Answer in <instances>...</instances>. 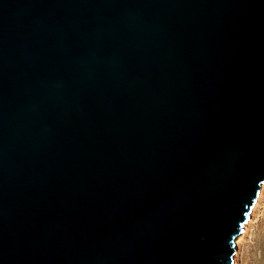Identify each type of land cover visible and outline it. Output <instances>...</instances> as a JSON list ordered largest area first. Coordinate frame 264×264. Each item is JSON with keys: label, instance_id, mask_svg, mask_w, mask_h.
I'll return each mask as SVG.
<instances>
[{"label": "water", "instance_id": "95a60500", "mask_svg": "<svg viewBox=\"0 0 264 264\" xmlns=\"http://www.w3.org/2000/svg\"><path fill=\"white\" fill-rule=\"evenodd\" d=\"M264 182V0H0V264H235Z\"/></svg>", "mask_w": 264, "mask_h": 264}, {"label": "rangeland", "instance_id": "374dc122", "mask_svg": "<svg viewBox=\"0 0 264 264\" xmlns=\"http://www.w3.org/2000/svg\"><path fill=\"white\" fill-rule=\"evenodd\" d=\"M238 251L237 264H264V189L251 210L248 229Z\"/></svg>", "mask_w": 264, "mask_h": 264}, {"label": "bare ground", "instance_id": "6f19581e", "mask_svg": "<svg viewBox=\"0 0 264 264\" xmlns=\"http://www.w3.org/2000/svg\"><path fill=\"white\" fill-rule=\"evenodd\" d=\"M263 189H264V182L262 183V185H261V187H260V192H259V194H258V199L261 197V194H262V192H263ZM258 199H257V201H258ZM257 201H256V203H257ZM256 203H255V205L253 206V209H254V207L256 206ZM249 222H250V219L247 221V223H246V227H245V230H244V234H243V237L241 238V239H239L238 240V245H237V252H236V254H235V264H237V257H238V250H239V245H240V243H241V241L244 239V237H245V235H246V232H247V229H248V224H249Z\"/></svg>", "mask_w": 264, "mask_h": 264}]
</instances>
